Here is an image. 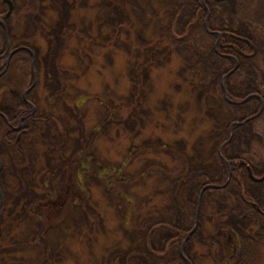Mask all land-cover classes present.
Here are the masks:
<instances>
[{"label": "rangeland", "instance_id": "rangeland-1", "mask_svg": "<svg viewBox=\"0 0 264 264\" xmlns=\"http://www.w3.org/2000/svg\"><path fill=\"white\" fill-rule=\"evenodd\" d=\"M14 1L19 10L28 0ZM34 2L33 9L26 6L5 21L11 46L29 48L32 59H17L0 88L12 87L10 97L19 96L34 76L29 99L38 110L46 105L57 109L51 121H39L36 129L51 144L68 141L67 158L55 164L44 159L45 172L39 176L48 183L51 177L64 190L76 189V196L51 225L28 215L31 206L47 200L49 188L40 186V177L26 165L29 153L25 159L21 150L26 142L9 145L2 139L6 125L0 117V264H167L171 256L167 258L162 242L170 248L179 236L187 240L174 249H181L192 264H212L210 252L200 244L225 236L244 237L247 256L241 264H264V233L252 229L255 216L232 212L214 194L202 191L206 179L223 171L215 149H207L225 122L209 91L183 87L184 69L166 68L174 60L162 56V48L152 51L150 24L127 21L119 0ZM86 39L92 41L84 43ZM2 43L0 37V48ZM123 53L131 57L129 65ZM57 92L58 102H48ZM72 102L83 105L76 109ZM14 107L12 100L0 101V115ZM206 126L217 131L199 136ZM252 126L258 138L245 156L261 165L264 112ZM156 147L160 151H146ZM79 148L89 149L100 171H116L119 180L109 186L79 168L78 178L71 181L75 167L63 165ZM63 194L52 193L53 203L61 202ZM108 236L115 245L104 252Z\"/></svg>", "mask_w": 264, "mask_h": 264}, {"label": "trees", "instance_id": "trees-1", "mask_svg": "<svg viewBox=\"0 0 264 264\" xmlns=\"http://www.w3.org/2000/svg\"><path fill=\"white\" fill-rule=\"evenodd\" d=\"M111 1L116 3V0ZM95 2L97 0H94ZM119 3L126 11L127 21H131L137 26L139 21L150 24L147 34L151 38L149 45L152 47V51L162 48L161 55L174 60L167 64V69L175 72L177 69H184L185 81L181 83L184 88L206 89L213 96L219 114L224 116L225 122L223 128L218 132L220 133L218 139L210 141L207 144V149L212 152L215 149L218 166L223 171L219 176L206 179L202 191L204 190V194H214L217 201L227 205L232 212H247L251 216H255L256 220L252 229L263 234L264 180L251 179L248 166L253 175L260 176L264 171V163L253 164L245 154L251 152L252 145L258 138L252 124L264 112V0H119ZM34 5V0H28L25 6L22 5L19 10L13 11L11 18L19 16L26 6L33 9ZM3 6L5 4L0 0V14L3 13ZM0 37L3 42L0 48L2 49L5 45V37L1 24ZM243 38L255 46L256 50L253 55H251L252 45ZM86 41L92 40L86 39L84 43ZM123 56L127 57L128 61L125 63L129 65L131 57L124 53ZM17 59L29 63L32 59L31 50H18L11 58L9 66H14ZM3 67L0 65V71ZM126 69L128 66L124 70L126 71ZM2 77L1 75L0 81ZM10 95L6 86L0 88V101L4 103L14 100L15 103V110L9 116V122L15 124L20 114L27 115L23 120L26 132L18 139L17 133L7 126L2 132V139L9 145L24 140L26 145L21 150L25 156L29 153L26 165L32 168L31 174L36 178L40 177L39 175L45 172L44 159H50L55 164L62 162L63 158H67V140L63 142L62 138L51 144L49 139L41 134L42 131H38L35 127L39 121L42 123L51 121L57 109L53 107L54 105H46L43 107L44 109L30 114L31 110L27 101L31 100L29 99L30 95L27 96V100L21 96L10 97ZM225 95L229 99L241 102L230 103ZM60 96V92H57L53 99L48 98L47 101L57 103ZM93 98L100 99L98 96ZM87 99L92 100V96L88 93ZM72 105L78 109L82 107L83 103L72 102ZM43 110L45 111L43 115L38 114ZM233 121L240 123L231 126ZM213 131L215 129L211 130V126L203 127L199 136L210 137L217 130ZM59 136L63 137V134L61 133ZM64 137L70 136L64 135ZM162 147L165 149V146ZM150 150L160 151L157 147L146 151ZM26 151L28 152L25 153ZM72 155L75 157H71L70 163L66 162L63 165L65 169L70 165L75 167L73 175L70 174L71 181L78 178L79 168H84L88 175L105 180L109 186L119 180L116 171L110 172V169L100 171V163L95 160L94 154L89 149L87 151L85 148H79ZM23 161L26 160L23 159ZM151 168V170H155L154 167ZM8 180L12 181L9 177ZM48 180L50 183L46 178L40 177V183H38L40 186L45 185L49 188L44 192L47 200L31 206L27 211L30 217L51 225L63 214L66 202L74 201L76 189L70 187L64 190L62 186L53 185L54 181L51 177ZM11 183L8 182L9 185ZM52 193L55 197L64 193L65 200L62 198L61 202L53 203L55 197L51 195ZM1 200L0 187V202ZM129 217L130 214L125 217L126 224H129ZM188 224H194V221L189 220ZM109 237L111 238L106 243L102 242L101 248L104 252L106 249L111 251L112 246L115 245L113 237ZM186 240L185 236H179L171 242L170 248L167 243L162 242V246L165 245L167 258L171 256L167 264H192L181 249L178 248L177 251L174 249L176 245L184 246L183 243ZM200 245L203 248L206 247L210 252L211 259L209 260L212 264H241L247 256V253L243 251L244 237L225 236L217 243L203 241ZM211 249H215V253ZM89 257L90 261L95 260L92 254Z\"/></svg>", "mask_w": 264, "mask_h": 264}, {"label": "flooded vegetation", "instance_id": "flooded-vegetation-1", "mask_svg": "<svg viewBox=\"0 0 264 264\" xmlns=\"http://www.w3.org/2000/svg\"><path fill=\"white\" fill-rule=\"evenodd\" d=\"M11 1L13 4V9H12L10 16H8L7 18H4V14L8 11V8H9V4L6 0H2V2L5 4V6L2 7L3 13L0 14V18L4 19V23L1 25L3 26L4 37H5V45L2 49H0V60L4 59V65H3L4 67L0 71V76L2 75L3 77L9 71V68H10L9 63H10L11 58L18 52V50H23V49H19V47L21 45L14 46V47L11 46V43L9 42V39L7 37V24L5 21H6V19L11 18L14 10H17V8L15 6V1L14 0H11ZM12 51H14V52L12 53ZM33 81L35 82V78L33 79ZM35 84L36 83H34V86H35ZM34 86L29 85V89L28 88L24 89L19 96H14V97H20L21 96L23 99L27 100L28 93L31 91V88L33 89ZM6 87H7V90L9 91V93H12V87H10V88L8 86H6ZM12 101H14V100H12ZM27 101H28L29 106H30L29 109L31 110L30 114L37 112L38 111L37 105H34V103L31 100H27ZM14 110H15V107L12 108V110L9 114H7V115L2 114V115H0V117L3 118L2 120H4L6 127L10 126L11 129L17 133V138L20 139V137L26 132V129L23 126V120L25 119V117L27 115L20 114L18 116L17 122L15 124H12L11 122H9V116H11V114L14 112ZM44 113H45V111H43V114ZM0 165H1V163H0Z\"/></svg>", "mask_w": 264, "mask_h": 264}, {"label": "water", "instance_id": "water-1", "mask_svg": "<svg viewBox=\"0 0 264 264\" xmlns=\"http://www.w3.org/2000/svg\"><path fill=\"white\" fill-rule=\"evenodd\" d=\"M7 2H8V4H9V8H8V11L4 14V18H6V17H8L10 14H11V12H12V9H13V4H12V1L11 0H6ZM4 23V21H3V19H0V24H3ZM244 39V38H243ZM245 41H247V42H249L251 45H252V47H253V52L251 53V55H253L254 53H255V50H256V48H255V46L249 41V40H247V39H244ZM20 48H24V47H19V49ZM14 51H12V53H13ZM26 92V91H25ZM226 96V99L230 102V103H234V104H238V103H240L241 101H237V100H232V99H229L228 97H227V95H225ZM243 100H245V99H243ZM242 100V101H243ZM262 110V109H261ZM260 110V111H261ZM259 111V112H260ZM247 120V119H246ZM240 122L239 121H233L232 123H231V126L232 125H234V124H239ZM230 139V138H229ZM228 139V140H229ZM248 173H249V176H250V178L251 179H253V180H255V181H262V180H264V173H263V175H261V176H259V177H257V176H255V175H253L252 174V171H251V169H250V167L248 166Z\"/></svg>", "mask_w": 264, "mask_h": 264}]
</instances>
